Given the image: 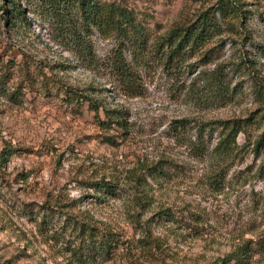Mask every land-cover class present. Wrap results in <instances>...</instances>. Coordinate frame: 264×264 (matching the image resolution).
<instances>
[{
    "label": "rangeland",
    "instance_id": "374dc122",
    "mask_svg": "<svg viewBox=\"0 0 264 264\" xmlns=\"http://www.w3.org/2000/svg\"><path fill=\"white\" fill-rule=\"evenodd\" d=\"M105 1L128 7L152 40L216 2ZM231 1L239 14L206 45L211 59L173 72L153 53L121 51L114 35L94 27L81 30L82 53L41 0H18L16 18L0 0V264H222L236 251L241 258L228 264H264V148H236L228 160L199 156L169 130L178 118H242L259 106L264 0ZM117 53L137 69L130 86L114 77ZM215 64L235 87L224 105L187 94ZM69 87L123 111L127 132L103 129V109L95 116L88 101L68 103ZM263 127L240 133L239 146ZM101 180L115 192L97 191ZM102 236L109 255L95 249Z\"/></svg>",
    "mask_w": 264,
    "mask_h": 264
},
{
    "label": "trees",
    "instance_id": "16d2710c",
    "mask_svg": "<svg viewBox=\"0 0 264 264\" xmlns=\"http://www.w3.org/2000/svg\"><path fill=\"white\" fill-rule=\"evenodd\" d=\"M5 1H7L5 13L9 14L10 18L23 16V10L18 0ZM41 1L49 11L55 13L59 21H62L64 30L73 37L74 44L80 52L83 53L88 50L87 40L82 37L81 30H90V27H94L102 35H114L121 51L130 47L140 54L145 51H148L150 55L153 53L165 69L173 72L184 69L192 71L195 63L190 61L197 57L210 60L212 57L211 49L206 48V45L222 34L224 28L232 27V17L239 14L240 11L231 0H216L214 5L202 10L191 21L185 24H177L163 35L152 40L146 26L137 20L135 14L128 7L120 2L105 0ZM74 18L77 19V22ZM222 25H224L223 28ZM255 46L264 58V43L255 44ZM246 61L247 63L250 62V60ZM241 63L245 65V62L241 61ZM223 67L221 64H215L214 68L210 70L198 72L196 77L192 79L193 84L190 85L187 94L195 99L204 97L203 99L222 101V105L231 102L234 98L235 87L229 88L230 80ZM113 69L114 77L117 83L121 85L130 86L138 80L137 69L123 56V53L115 54ZM196 80L201 86H196ZM64 94L68 103L88 101V108L94 111L95 116H98L99 109H103L104 119L99 120V125L103 129L112 128L123 133L127 132L123 111L105 108L99 102L91 100L88 96L78 93L71 87L67 88ZM254 94L259 106L245 117L197 124H193V120L189 118L182 117L171 121L169 130L175 138H180L183 144L193 148L195 155H210L228 160L245 146H251L253 153L257 155L264 148V129L257 134L254 140L249 139L247 141L245 138L246 140L241 146L237 140L240 133L246 137L250 128L261 129L264 126V87L255 84ZM193 130L194 134H192ZM215 132H217V136L212 142L211 137ZM107 141L113 142L114 137L108 135ZM236 148L238 149L235 152ZM156 169L154 167L152 171ZM92 185L96 187L97 191L115 192L114 188L116 187L113 183L104 180ZM163 212L165 214L166 210ZM109 241L102 236L95 249H98L102 255H109L111 252ZM239 255V252L236 251L225 256L221 260L222 264H228L233 259L237 261L241 258Z\"/></svg>",
    "mask_w": 264,
    "mask_h": 264
}]
</instances>
